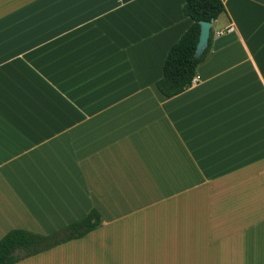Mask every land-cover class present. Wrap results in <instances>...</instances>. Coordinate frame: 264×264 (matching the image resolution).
Here are the masks:
<instances>
[{"label":"crops","instance_id":"crops-1","mask_svg":"<svg viewBox=\"0 0 264 264\" xmlns=\"http://www.w3.org/2000/svg\"><path fill=\"white\" fill-rule=\"evenodd\" d=\"M183 4L0 0V239L103 220L15 264H264V0L167 98Z\"/></svg>","mask_w":264,"mask_h":264},{"label":"trees","instance_id":"trees-1","mask_svg":"<svg viewBox=\"0 0 264 264\" xmlns=\"http://www.w3.org/2000/svg\"><path fill=\"white\" fill-rule=\"evenodd\" d=\"M225 12L224 0H184L183 13L192 20L188 29L169 48L162 67V77L155 83L164 97H173L191 86L197 67L211 52L212 31L207 48L196 57L201 21L213 22ZM102 216L91 209L54 232L41 235L24 229H11L0 239V264H15L65 242L79 239L102 225Z\"/></svg>","mask_w":264,"mask_h":264},{"label":"water","instance_id":"water-1","mask_svg":"<svg viewBox=\"0 0 264 264\" xmlns=\"http://www.w3.org/2000/svg\"><path fill=\"white\" fill-rule=\"evenodd\" d=\"M199 25H200L199 37L194 52V55L196 57L200 56L208 46L212 23L201 21Z\"/></svg>","mask_w":264,"mask_h":264}]
</instances>
